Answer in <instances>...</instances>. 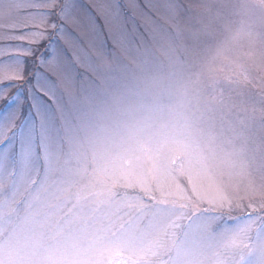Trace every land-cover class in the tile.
<instances>
[{
  "label": "snow or ice",
  "instance_id": "1",
  "mask_svg": "<svg viewBox=\"0 0 264 264\" xmlns=\"http://www.w3.org/2000/svg\"><path fill=\"white\" fill-rule=\"evenodd\" d=\"M75 4L0 0V65L14 73L0 84V264H109L113 252L127 264H264V199L257 210L201 192L240 175L264 193V111L217 91L215 67L223 53L243 60L244 48L264 62V0H201L186 19L168 0L177 24L162 56L140 52L89 89L58 92L37 75L39 49ZM99 7L120 15L119 0Z\"/></svg>",
  "mask_w": 264,
  "mask_h": 264
},
{
  "label": "rangeland",
  "instance_id": "2",
  "mask_svg": "<svg viewBox=\"0 0 264 264\" xmlns=\"http://www.w3.org/2000/svg\"><path fill=\"white\" fill-rule=\"evenodd\" d=\"M113 0H76L75 8L69 18L63 22V30L57 35L52 29L47 28V39L40 45V53L44 57L43 68L37 72L47 74L58 92L71 88L73 91L89 89L93 81L102 78V73L109 65L116 67L120 64H132L138 60V53L151 52L162 56L165 48L170 44L169 33L176 31L177 20L169 13L166 4L168 0H136L138 7H131L130 0H119L121 5L120 15L113 16L100 9L104 3H112ZM187 11L183 18L195 13V8L189 5H197L201 0H179ZM238 11L245 18L250 19L257 25L260 23V13L254 8H240ZM30 24H39V20L27 21ZM46 28L45 25H40ZM32 29L23 33L25 41L32 38ZM5 36L0 32V42ZM245 42L241 41V45ZM27 44L18 45L11 51H22ZM8 49L0 46V55ZM249 52L243 60L235 58L229 53H223L216 62L215 67L219 72L222 84L217 91L222 92L237 100L241 108L248 113L259 115L264 111V62L258 56ZM102 53L108 55L102 56ZM26 69L25 76L35 70L33 63L23 65ZM12 71H6L0 65V84L12 77ZM19 83V81H17ZM14 88H8L6 92H12ZM21 93L26 94L22 88ZM238 98V99H237ZM184 183V182H182ZM201 192L210 198H227L238 200L246 205L254 203L257 210L264 193H261L259 185L252 184L246 178L234 176L231 186L220 189L210 181H203ZM127 196H146L139 190H129ZM75 203V201H74ZM233 216L240 215L239 211L233 212ZM109 264H127V254H121L123 259L118 258L117 253H109Z\"/></svg>",
  "mask_w": 264,
  "mask_h": 264
}]
</instances>
